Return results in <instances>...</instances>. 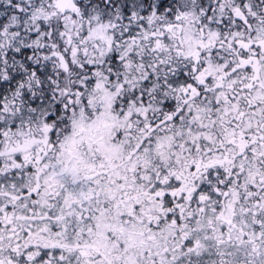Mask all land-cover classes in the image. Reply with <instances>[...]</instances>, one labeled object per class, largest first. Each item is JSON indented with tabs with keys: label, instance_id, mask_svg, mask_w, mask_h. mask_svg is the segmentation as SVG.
I'll use <instances>...</instances> for the list:
<instances>
[{
	"label": "snow or ice",
	"instance_id": "snow-or-ice-1",
	"mask_svg": "<svg viewBox=\"0 0 264 264\" xmlns=\"http://www.w3.org/2000/svg\"><path fill=\"white\" fill-rule=\"evenodd\" d=\"M0 264H264V0H0Z\"/></svg>",
	"mask_w": 264,
	"mask_h": 264
}]
</instances>
